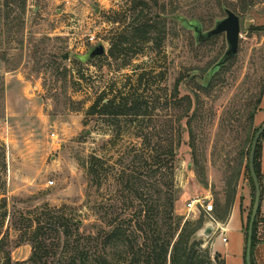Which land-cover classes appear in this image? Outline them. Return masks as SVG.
Instances as JSON below:
<instances>
[{
  "label": "rangeland",
  "instance_id": "1",
  "mask_svg": "<svg viewBox=\"0 0 264 264\" xmlns=\"http://www.w3.org/2000/svg\"><path fill=\"white\" fill-rule=\"evenodd\" d=\"M230 1L237 5L241 20L238 54L194 122L198 159L208 176V187L196 178L185 121L176 151V182L183 190L179 211L186 218L203 216L204 225L209 217L203 208L190 212L187 204L197 197L211 201L213 216L222 220L229 199L224 179L236 169L247 140L248 116L264 84V0ZM144 9V16L150 18L161 13L165 22L162 41L157 32L136 44L127 37L124 46L129 49L124 52L134 56L118 73L105 60L84 62L79 57L100 43L108 54L112 31L116 27L124 31L132 22L139 23L143 9L134 0H0V141L7 149L5 196L9 216L5 231L9 233L13 261L31 255V245L20 240L14 224L20 213L45 204L67 205L81 219L84 232L94 231L93 226L99 223L95 205L108 198L112 190L107 185L100 191L89 187L81 165L93 153L103 155L104 142L110 138L97 118L86 115L97 91L121 74L123 86L150 67L155 74L166 73L161 85L171 90L180 74L206 75L228 48L225 34L200 45L193 30L171 18L179 14L197 20L203 31H208L226 16L217 0H150ZM251 27L254 29L249 31ZM78 75L84 79L79 80ZM194 90L195 83L181 86L182 95ZM168 115L160 110L145 120L166 121ZM236 118L241 119V127L234 125L233 129L239 130L231 132ZM123 137L134 140L129 132ZM243 166L234 202L251 198L246 226L253 197Z\"/></svg>",
  "mask_w": 264,
  "mask_h": 264
},
{
  "label": "trees",
  "instance_id": "2",
  "mask_svg": "<svg viewBox=\"0 0 264 264\" xmlns=\"http://www.w3.org/2000/svg\"><path fill=\"white\" fill-rule=\"evenodd\" d=\"M134 2L136 6H142L143 17L138 24L132 22L124 31L116 27L112 31L114 35L110 40L108 54L98 58L105 60L109 68L118 73L122 72V67L130 64L134 56L124 52L129 49L124 46L128 43L127 37L136 44L148 34L157 32L160 36L164 32L165 22L159 15L161 13L153 18L143 14L150 0ZM217 3L221 12L230 9L238 14L237 5L232 1L217 0ZM252 4L249 3L248 8ZM172 22L177 23L174 20ZM253 29L251 27L249 31ZM162 38H159L160 43ZM156 46L160 49L161 45L157 42ZM235 60L236 57L211 76L180 74L171 90L161 85L166 79V73L155 74L154 68L150 67L135 78H129L123 86L121 74V77L112 79L107 86L97 91L86 115L97 118L99 126L109 133L110 138L104 142L103 155L93 153L81 165L88 176L89 187L100 191L107 185L108 190H112L108 198L105 197L95 205L99 223L93 226L94 231L84 232L81 219L75 217L67 205L52 207L45 204L27 213H20L14 224L19 230L20 240L31 245V255L23 261H13L9 249V233L5 231V222L9 216L5 196L8 162L6 145L0 141V264H224L220 255L213 252L211 240L205 244L204 237L198 236L204 227L203 216L198 219L186 218L179 211L183 190L176 182L175 161L176 151L182 141V122L185 121L196 178L204 187L209 186L206 171L198 159L199 138L194 122L204 111L206 98L211 97ZM77 78L84 79L80 75ZM186 83H195L196 90L182 95L181 86ZM263 95L264 84L248 116L247 140L236 160V169L224 179L229 199L221 217L223 222L234 203L244 164L252 188V206L254 203L255 185L249 171V154L253 137L261 127L254 126V117ZM160 110L169 114L170 119L155 123L145 120ZM241 124V119L236 118L234 124H231V132H238L239 129L233 127L235 125L240 128ZM124 132L133 134L134 140H124ZM263 136L264 133L258 141L255 154L260 187ZM259 214L260 209L254 224L252 252L258 241ZM250 215L251 211L245 226L246 238ZM140 239L142 242H139Z\"/></svg>",
  "mask_w": 264,
  "mask_h": 264
},
{
  "label": "water",
  "instance_id": "3",
  "mask_svg": "<svg viewBox=\"0 0 264 264\" xmlns=\"http://www.w3.org/2000/svg\"><path fill=\"white\" fill-rule=\"evenodd\" d=\"M226 16L215 23V26L208 30L203 31L202 26L197 20H189L182 15H173L172 19L178 21L183 27L191 29L194 32L197 43H202L208 41L216 36L225 34L228 48L224 55L213 65L206 76H211L220 67L226 65L238 54L240 39H241V20L240 16L230 9L225 10ZM106 54V48L104 44L100 43L92 47L87 54L80 56L84 62H89L95 60L96 58L102 57ZM204 77V76H203ZM264 133V124L255 133L250 154H249V171L255 185V199L251 210L248 232H247V242H246V264H253L252 262V245H253V230L254 224L257 218L258 211L260 209L261 202V187L258 180V176L255 169V154L258 141L262 134ZM211 222L206 224V229H202L198 232V236L208 237L212 232Z\"/></svg>",
  "mask_w": 264,
  "mask_h": 264
},
{
  "label": "crops",
  "instance_id": "4",
  "mask_svg": "<svg viewBox=\"0 0 264 264\" xmlns=\"http://www.w3.org/2000/svg\"><path fill=\"white\" fill-rule=\"evenodd\" d=\"M264 124V95L260 104L259 110L256 112L254 117L255 127H260ZM261 189L262 196L260 202V214L258 217V241L252 252L253 264H264V136L261 139ZM251 198L245 199V202L241 201L234 202V205L230 211L226 221L222 222L217 219V223H211L212 232L208 237H204L206 243L211 240L212 250L220 255V259L224 264H246V232H245V215L248 212L247 207L250 204ZM210 222V221H208ZM207 224V223H206ZM206 224L202 229H206ZM201 229V230H202ZM227 238L224 242L223 236Z\"/></svg>",
  "mask_w": 264,
  "mask_h": 264
},
{
  "label": "built area",
  "instance_id": "5",
  "mask_svg": "<svg viewBox=\"0 0 264 264\" xmlns=\"http://www.w3.org/2000/svg\"><path fill=\"white\" fill-rule=\"evenodd\" d=\"M199 207L203 208L205 213L208 215L209 221L211 223H215V224L217 223V219L212 214L214 212V204L211 201H206V199H201L197 197V198L191 199L187 204L188 211L190 212L194 211L195 209H199ZM222 240L226 242L227 238L223 236Z\"/></svg>",
  "mask_w": 264,
  "mask_h": 264
}]
</instances>
